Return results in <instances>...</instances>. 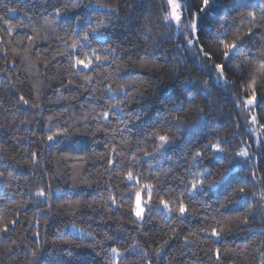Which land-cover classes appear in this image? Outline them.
<instances>
[{
    "label": "trees",
    "instance_id": "trees-1",
    "mask_svg": "<svg viewBox=\"0 0 264 264\" xmlns=\"http://www.w3.org/2000/svg\"><path fill=\"white\" fill-rule=\"evenodd\" d=\"M178 2L179 29L168 0H0V264H111L112 247L116 264H264V0ZM221 41L236 43L228 57ZM85 55L92 65L73 69ZM159 135L170 142L157 153ZM217 141L223 153L192 160ZM130 168L154 185L141 222ZM161 198L185 214L166 217Z\"/></svg>",
    "mask_w": 264,
    "mask_h": 264
},
{
    "label": "snow or ice",
    "instance_id": "snow-or-ice-1",
    "mask_svg": "<svg viewBox=\"0 0 264 264\" xmlns=\"http://www.w3.org/2000/svg\"><path fill=\"white\" fill-rule=\"evenodd\" d=\"M209 0H204V5L207 6L208 5ZM168 5L170 8V11L167 12L164 16V20L166 23L168 22H175L176 23V27L177 29L180 28L182 20H181V4L178 2V0H168ZM14 11L13 9H9V12ZM201 11H203V9H201ZM260 11L262 13V15H264V4L260 5ZM56 15L59 16L60 15V10L56 9ZM247 15L249 17L252 18V21L254 22L256 19V13L254 11H249L247 13ZM0 19H3V17H0ZM7 22V21H6ZM253 26L255 27L256 25L253 23ZM188 27H190L191 29V35L195 36L197 34V23H196V15L193 14V18L192 21L190 23V25H188ZM74 31V30H73ZM93 32L96 31L95 28L92 29ZM251 31V30H249ZM9 34H11V25H9ZM187 38V37H186ZM29 40H32L33 38L30 36L28 37ZM240 39L239 36H237V40ZM89 40V35L87 33H85L82 37H79V39H73L72 43L70 45V47L73 49V51H75L77 44L80 43L81 41H83L85 44L88 42ZM221 43L224 45V48L226 49L224 55L225 57H228L229 52H231L234 48H236V43L232 42V43H226L224 41H221ZM188 45L191 46L192 45V40L188 39ZM106 51H112L115 52V49H110V50H106ZM97 50L96 49H92V53L95 56V59L97 61L100 60H106L107 56H103L101 57L100 55L96 54ZM93 63V60L91 58H89L88 55H85L83 58H79V57H75L74 58V62L71 64V67L73 69L78 68L79 66H82L84 69H88ZM259 68L261 71H264V60H261L259 62ZM216 69H217V73L219 78H223L224 72H223V66L222 65H216ZM85 81H88L91 79L90 76H85L84 77ZM69 83L71 84L72 81H69ZM256 84V80L252 79L251 82L247 85V87L249 89H253V93L252 96L248 99H246L244 101V104L246 107L248 106H252L255 102V91H254V86ZM120 91H124L125 89V85L121 84L120 86ZM108 91L112 92L113 89L111 87V85H109L108 87ZM20 101H22L25 105H27L29 103V101L27 99L24 98V96L20 97ZM37 106V105H34ZM115 108V109H119V102L115 103V104H111L109 106L108 110H104L102 112L99 113V115L105 119L108 120L109 115H110V109ZM182 110V109H181ZM122 111V109H121ZM85 118H87V116H85ZM96 117L93 116V119H95ZM253 124L256 123V117L253 116L252 117V121ZM65 131H67L65 129ZM54 135H59V133L53 134V135H49L47 137L48 141H52L54 138ZM158 139L160 141L159 144L156 145V152L159 153L161 149H163L165 147V145H167L170 142V138L167 135H159ZM211 149V151L213 153H223L224 149L221 147V141H217L215 143H212L210 145H205L204 149H199L196 150L192 156V160L196 161L198 158L202 157L204 154V151ZM113 154L116 155H123V153H118L117 149L115 147H113L111 149ZM35 153H33V157H35ZM145 155H151V153H145ZM237 155L241 156V157H247L248 156V152L246 150H241L240 152L237 153ZM133 159H135V156L133 157ZM115 161L113 159H109L108 160V164L110 166L114 165ZM205 173H208V175H211V173L209 172L208 169H203V171H201L199 173V175L193 180L191 181V191L188 192L189 196H192L195 193V190L198 188V186L203 185L206 180H205ZM126 175V179L128 181H133L134 179L136 180V188H135V207H133L131 209V211L134 213V215L136 216V218L138 220L142 219V214L145 211V207H151V200L153 197V189H154V185L151 183H147V182H142L140 180L139 174H136L133 172V170L130 168ZM244 189L241 188L240 192H243ZM144 192L147 195V199L145 200H141V193ZM37 196H44V192L41 191H37L36 192ZM264 198V197H262ZM110 199L112 200L113 204H116V199L114 197H110ZM76 204H79V201L76 202ZM142 204L144 205L142 207ZM160 204L163 206V208L165 210H167V212L171 213L173 211H179L180 215L183 216L186 212V207H185V203L182 199H178V200H173V201H165L163 198L160 199ZM170 204L172 206H170ZM245 224L248 223L247 218L244 219L243 221ZM14 223V222H13ZM223 229H221L220 231H222ZM0 231L2 232H7L8 228L2 227L0 228ZM201 231H205V229H201ZM220 231L217 230L216 227L211 228L210 231V235L216 238H220ZM185 242L186 243H192V241H189L187 238H185ZM132 247H135V245H133ZM159 251V250H158ZM219 251V249H217V252ZM35 254V253H33ZM111 254H112V262L111 264H116V258L120 257L122 255V253L116 248V247H112L111 248ZM217 259H219V257H217Z\"/></svg>",
    "mask_w": 264,
    "mask_h": 264
},
{
    "label": "rangeland",
    "instance_id": "rangeland-1",
    "mask_svg": "<svg viewBox=\"0 0 264 264\" xmlns=\"http://www.w3.org/2000/svg\"><path fill=\"white\" fill-rule=\"evenodd\" d=\"M219 78L217 77V80H218ZM145 199H147V198H143L142 196H141V200L143 201V200H145ZM144 205L142 204V207H143ZM135 207V206H134ZM146 208V207H145ZM159 210L160 211H162L163 213H165V215H166V217L167 216H169V212H167V210H165L164 208H163V206L162 205H159ZM145 212V211H144ZM144 212H143V214H142V219H143V216H144ZM134 217H135V219H136V221H138V222H141L142 221V219H140V220H138L137 218H136V216L134 215ZM69 232L72 234V235H74V236H78V237H81V238H83V237H85V233H84V231H82V230H80V229H78L77 227H74V226H71L70 228H69ZM121 257V256H120ZM120 257H118V258H116V262L120 259Z\"/></svg>",
    "mask_w": 264,
    "mask_h": 264
}]
</instances>
